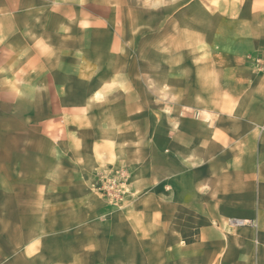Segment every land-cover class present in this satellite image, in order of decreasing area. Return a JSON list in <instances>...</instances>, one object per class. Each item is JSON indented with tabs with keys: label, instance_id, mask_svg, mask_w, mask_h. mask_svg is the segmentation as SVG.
Listing matches in <instances>:
<instances>
[{
	"label": "crops",
	"instance_id": "crops-1",
	"mask_svg": "<svg viewBox=\"0 0 264 264\" xmlns=\"http://www.w3.org/2000/svg\"><path fill=\"white\" fill-rule=\"evenodd\" d=\"M117 169L139 258L264 264V0H0V264Z\"/></svg>",
	"mask_w": 264,
	"mask_h": 264
},
{
	"label": "rangeland",
	"instance_id": "rangeland-1",
	"mask_svg": "<svg viewBox=\"0 0 264 264\" xmlns=\"http://www.w3.org/2000/svg\"><path fill=\"white\" fill-rule=\"evenodd\" d=\"M127 181L128 177L124 171L117 169L113 172L104 171L94 180L86 182L87 194L74 197V205L85 204V213L71 210V207L66 209V197H59L57 229H42L38 237L41 242L37 244V254L34 258L10 260V264H169V260L163 259L158 251L152 260L139 258L144 254L145 245L136 241V233L128 225L125 227L124 224L120 230H115L114 225L118 221L114 219L113 210L121 208L129 194ZM103 207L109 208V212L98 213ZM129 219L124 213L121 214L122 221L128 222ZM98 220L108 221L103 231L105 238H101L104 239L103 242H97L95 237L97 229L92 222ZM84 223L90 225L85 229L90 233H87L84 242H81L78 236L81 235ZM242 226L225 227L224 230L232 233Z\"/></svg>",
	"mask_w": 264,
	"mask_h": 264
},
{
	"label": "bare ground",
	"instance_id": "bare-ground-1",
	"mask_svg": "<svg viewBox=\"0 0 264 264\" xmlns=\"http://www.w3.org/2000/svg\"><path fill=\"white\" fill-rule=\"evenodd\" d=\"M248 222H243V221H231V224L234 226H238V225H244L247 224Z\"/></svg>",
	"mask_w": 264,
	"mask_h": 264
},
{
	"label": "built area",
	"instance_id": "built-area-1",
	"mask_svg": "<svg viewBox=\"0 0 264 264\" xmlns=\"http://www.w3.org/2000/svg\"><path fill=\"white\" fill-rule=\"evenodd\" d=\"M238 226H242V225H238Z\"/></svg>",
	"mask_w": 264,
	"mask_h": 264
}]
</instances>
